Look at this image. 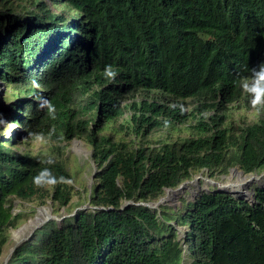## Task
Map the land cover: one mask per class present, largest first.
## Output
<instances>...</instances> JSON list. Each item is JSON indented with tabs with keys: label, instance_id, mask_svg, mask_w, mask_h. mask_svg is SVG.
<instances>
[{
	"label": "trees",
	"instance_id": "1",
	"mask_svg": "<svg viewBox=\"0 0 264 264\" xmlns=\"http://www.w3.org/2000/svg\"><path fill=\"white\" fill-rule=\"evenodd\" d=\"M47 1L65 10L0 1V83L13 99L0 114L30 140L57 142L61 154L32 156L15 148L16 136L0 138V257L9 230L26 219L12 214L15 200L69 205L62 156L78 139L96 166L92 209L47 222L6 264H264V185L252 198L214 188L181 209L144 206L202 171L211 179L235 167L264 171V113L242 128L227 114L242 98L241 80L264 63V0ZM136 95L144 101L131 105V123H120L123 102ZM40 97L55 119L37 107ZM186 100L197 115L188 118ZM203 111L214 114L205 119ZM175 124H186L185 138L151 140ZM43 169L60 182L37 187ZM175 225L186 229L181 238Z\"/></svg>",
	"mask_w": 264,
	"mask_h": 264
},
{
	"label": "rangeland",
	"instance_id": "2",
	"mask_svg": "<svg viewBox=\"0 0 264 264\" xmlns=\"http://www.w3.org/2000/svg\"><path fill=\"white\" fill-rule=\"evenodd\" d=\"M9 1H12L11 4L14 7L18 6V8L22 7L24 9L31 10V5L37 3L40 0H30L31 5L28 4L25 0ZM41 1H43L44 5L57 16H59L65 10V8L63 7L51 6L49 4V1L47 0ZM11 97V90L0 83V107L5 112L11 111L9 106V104L13 102V99ZM144 99V95H136L135 97L123 102V105H126L127 109L125 110L124 116L119 122L122 124L131 123V118L135 115V112L131 108V105L133 103L139 104L140 102L144 101ZM181 108L185 111L188 118H190V114H198L195 109L196 103L192 100L184 101L183 105H181ZM227 112L228 122H230L234 128L244 127L245 125L256 120L258 115L250 104V97H248L245 93H242V98L239 99V101L233 102L232 104L228 105ZM213 114L214 112L212 111H203L201 112V114L199 113V116H204V118L207 119L210 116H213ZM7 121V125L0 126L2 128V135L0 136V138L4 137L5 140H7L16 136L13 144L14 146H16L15 148L20 150V152L27 153L32 156L50 155L56 157L58 153L59 157L61 156L60 152H57L56 150L57 146H59L57 142L50 141L46 138H36L30 140V138L26 136L25 130L22 127L12 123L10 119H7ZM185 125L186 124H175L169 129L153 132L151 134V140L157 143H163L173 142L178 138H185L188 135ZM121 137L127 138L128 133H122ZM63 145L65 144H62V146ZM62 160L66 166L68 173L71 176V179L68 181V184L72 187V199L69 205L67 207H59L53 204L50 200H48L44 205H39L37 203H22L18 200H15L13 203V208L11 210L12 214H21L25 216L26 219L18 229L9 230V240L4 247L3 253L0 257V264H6L11 256V253L13 252L12 250L14 249V247L26 241L35 230L42 228L47 222L55 221L57 223H60L64 217L72 216L76 210L92 209L88 204V195L92 185L95 182L93 174L96 171V166L91 161L90 147L82 140L74 139L71 142L66 143V149L63 152ZM235 169L239 170L237 167L232 168L229 170V173L227 175H217V177L213 180L215 182H220L224 177H227L232 172V170ZM262 174H264V171L262 173L248 174V176ZM207 179H209V177L207 176L206 171L193 174L192 178L189 181L185 182V187L181 191L177 192V195L174 196V198L170 202L160 203L159 206H167L173 210L181 209L184 203L194 201L195 197L200 192H196V186H191L190 184L203 186L204 183L207 182ZM256 187H258V185L250 186V192L253 193V190ZM214 188H216V186H209V188L205 190H212ZM193 191H195L196 193L193 194ZM168 192V189L165 190L156 202H158L159 200L161 201L162 198H165ZM22 227H25V235L19 241L15 242L14 233ZM175 227L179 232V238H181L186 230L185 227H178L177 225H175Z\"/></svg>",
	"mask_w": 264,
	"mask_h": 264
},
{
	"label": "clouds",
	"instance_id": "3",
	"mask_svg": "<svg viewBox=\"0 0 264 264\" xmlns=\"http://www.w3.org/2000/svg\"><path fill=\"white\" fill-rule=\"evenodd\" d=\"M250 76L244 77L240 82V87L243 93L250 97V104L257 114L264 113V63L250 69ZM104 75L108 80H114L117 73L111 66H106ZM33 86L39 88L40 85L33 81ZM37 107L41 110H46L47 113L55 119L54 105L44 97L38 99ZM8 121L0 114V126L7 125ZM38 139H43L38 136ZM63 180V178H60ZM37 187H43L45 183L55 186L58 182L56 177H53L49 169H43L33 179Z\"/></svg>",
	"mask_w": 264,
	"mask_h": 264
},
{
	"label": "bare ground",
	"instance_id": "4",
	"mask_svg": "<svg viewBox=\"0 0 264 264\" xmlns=\"http://www.w3.org/2000/svg\"><path fill=\"white\" fill-rule=\"evenodd\" d=\"M190 185L196 186V192L208 189L209 186H216V188L230 192L235 197L252 198V192H250L249 187L253 185H264V174L248 176L235 169L232 170V172L227 177H224L223 180L220 182L207 180V182H205L203 186H199L196 184ZM177 192L179 191H169L167 196L165 198H162L159 204L163 202H170L174 198V196L177 195ZM196 192L193 191V194H195ZM25 231V227H22L17 230L14 233V241H19L25 235Z\"/></svg>",
	"mask_w": 264,
	"mask_h": 264
},
{
	"label": "water",
	"instance_id": "5",
	"mask_svg": "<svg viewBox=\"0 0 264 264\" xmlns=\"http://www.w3.org/2000/svg\"><path fill=\"white\" fill-rule=\"evenodd\" d=\"M185 187V183H183L182 185H180V187H178V188H176V189H168L169 191H180V190H182L183 188ZM252 195H253V193H252ZM159 202H160V200L158 201V202H156V203H148V204H144V206H147V207H149L150 209H156L160 204H159ZM18 246V245H17ZM16 246V247H17ZM16 247H14V249L16 248ZM13 249V250H14ZM12 250V251H13Z\"/></svg>",
	"mask_w": 264,
	"mask_h": 264
},
{
	"label": "built area",
	"instance_id": "6",
	"mask_svg": "<svg viewBox=\"0 0 264 264\" xmlns=\"http://www.w3.org/2000/svg\"><path fill=\"white\" fill-rule=\"evenodd\" d=\"M207 180H210V181H214L213 179H211V178H209V179H207ZM182 185V184H181ZM180 187V186H179ZM178 188V187H177Z\"/></svg>",
	"mask_w": 264,
	"mask_h": 264
}]
</instances>
